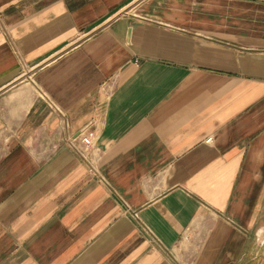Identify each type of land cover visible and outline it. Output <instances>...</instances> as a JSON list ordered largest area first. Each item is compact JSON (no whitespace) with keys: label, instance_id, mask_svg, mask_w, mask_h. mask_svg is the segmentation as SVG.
Here are the masks:
<instances>
[{"label":"crops","instance_id":"1","mask_svg":"<svg viewBox=\"0 0 264 264\" xmlns=\"http://www.w3.org/2000/svg\"><path fill=\"white\" fill-rule=\"evenodd\" d=\"M0 264H264V0H0Z\"/></svg>","mask_w":264,"mask_h":264},{"label":"built area","instance_id":"2","mask_svg":"<svg viewBox=\"0 0 264 264\" xmlns=\"http://www.w3.org/2000/svg\"><path fill=\"white\" fill-rule=\"evenodd\" d=\"M67 144L88 163L91 172L99 173L103 151L96 141L95 125L87 124L79 130L77 135L68 136Z\"/></svg>","mask_w":264,"mask_h":264}]
</instances>
